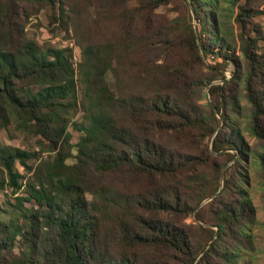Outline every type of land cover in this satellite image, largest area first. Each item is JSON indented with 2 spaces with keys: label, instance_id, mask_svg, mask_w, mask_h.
Masks as SVG:
<instances>
[{
  "label": "trees",
  "instance_id": "16d2710c",
  "mask_svg": "<svg viewBox=\"0 0 264 264\" xmlns=\"http://www.w3.org/2000/svg\"><path fill=\"white\" fill-rule=\"evenodd\" d=\"M56 3L60 19L69 5L81 35L85 113L72 121L76 141L68 128L78 107L72 47L41 46L25 31L42 7L56 18ZM170 3L176 13L156 23L155 9ZM263 14V0H0V127L14 121L54 153L45 178L0 217V264H233L238 247L226 241L249 237L257 222L245 156L264 189V28L256 19ZM100 21L116 23L115 39L90 37ZM167 45L172 58L157 61ZM186 55L200 65L216 55L234 68L229 78L218 71L186 80ZM215 129L211 149L232 151L220 153L226 158L207 176V150L182 146ZM34 153L0 142V187L19 189L16 162L30 170ZM212 194L203 205L212 225L194 223L195 233L183 219ZM203 206L195 218L204 220Z\"/></svg>",
  "mask_w": 264,
  "mask_h": 264
},
{
  "label": "rangeland",
  "instance_id": "374dc122",
  "mask_svg": "<svg viewBox=\"0 0 264 264\" xmlns=\"http://www.w3.org/2000/svg\"><path fill=\"white\" fill-rule=\"evenodd\" d=\"M264 3V0H263ZM66 10L63 14L62 19L58 17L60 14L59 8H57V3L54 8L56 18H51L49 16V9L47 7H42L39 9L38 12L31 14L26 21L25 24V31L26 35L34 40H36L41 46L45 45H54V46H70L72 47V59L75 65V77H76V84H77V98H78V107L76 111L71 115L70 124L68 126L69 130L72 133V141H76L78 139V135L80 132L75 128L72 124V121H83L85 108L83 105L84 98L82 94V84L80 81V75L78 72V62L81 60V52H80V45L77 41V38H81L79 33L75 32V27L73 25V12L70 10L69 5H64ZM155 12L159 15L158 19H156V23L160 24L164 22L168 17L172 16L176 13L175 6L173 4H165L160 5L158 8L155 9ZM256 19L263 25L264 28V14L257 16ZM194 25H196V20L193 19ZM116 23L110 21L106 26H104L103 22H95L90 25L88 33L90 37L97 41H106L109 38L112 40L115 39L116 33ZM167 41L171 44L172 40L167 39ZM199 43V40H197ZM162 45V43H158ZM168 44V43H167ZM261 46H264V39L260 42ZM170 45H167V48ZM173 49L170 47L168 49L167 54H160L157 61H169L173 55ZM239 53V51H237ZM169 58V59H168ZM191 61V63L188 61ZM185 64L184 69L186 72V80L196 79L200 76L201 72L209 73H217L221 71L226 78L231 76V71L234 68L233 63L230 60H223L221 57L216 55L212 58L211 61L206 60L204 58V64L200 65L191 60L189 56H185ZM108 79L111 85H114V76L112 72H108ZM220 77L215 78L213 81H222ZM191 81V80H190ZM34 89L38 87V85L32 86ZM208 85L204 87L206 91ZM209 97L206 94L203 98L200 99V102L205 103L208 101ZM241 103H245L244 99H241ZM243 113V114H242ZM239 116L241 124H244L246 119L244 117V112H242ZM222 123L217 125L218 129L221 127ZM216 129L210 135H200V134H193L190 136L188 141L182 147L186 148L188 151L192 152H199V146H203V149L207 150L201 156V158L205 159V162L202 164L201 169L207 174V176H211L213 174L212 168L219 164V160L222 162L226 158V154L223 153L225 150L232 151L230 148L225 150H220L219 152L213 151L211 149V140L214 136ZM243 135L245 140L248 144H252L255 142V139L248 133L246 129H243ZM170 136V134L168 135ZM0 142L19 146L25 149H29L30 151L35 152L34 156H32L28 163L32 166L30 170H26L21 164L16 162V166L23 176L19 178L22 185L19 189L13 191L11 187H9L5 182L2 187H0V207L3 209L0 212V217L2 219H7L12 212L14 197L15 195L23 194L26 195L31 184H36L37 177L45 178L47 166L49 160L53 156V151L42 150L39 147L37 138L35 135L25 131L24 129L19 128L14 121H11L6 127H0ZM201 143V144H198ZM207 147V149H206ZM208 151L211 155L208 154ZM222 151V152H221ZM220 154V155H219ZM249 163V191L252 198L254 205L256 206V216L257 222L248 229L249 237H245L244 235L239 236V238L234 240L226 241L229 243V249L235 248L233 245L237 246L238 248V255L234 257L233 264H264V189L261 185V175L259 174V170L253 166L252 160L246 158ZM232 159L227 160L221 169V175L219 180V188L222 186V176L225 172V168L231 163ZM6 177V172L4 168L0 166V180ZM5 181V180H4ZM209 195L205 197L194 209L193 213L186 216L183 221L185 223H191L190 228L196 233L197 228L195 227L194 223H201L204 226H211L212 224L209 222L211 219V212L207 206H203L212 196ZM90 196V194H87ZM25 203L27 205L34 204L35 200L30 199L26 200ZM201 210V215L204 217V220H201L199 217L195 218L194 215L197 217V210ZM215 227V226H214ZM209 243L201 250V255L205 248L208 246ZM15 250L18 251V245L15 246ZM216 259V258H213Z\"/></svg>",
  "mask_w": 264,
  "mask_h": 264
},
{
  "label": "built area",
  "instance_id": "2783aa9c",
  "mask_svg": "<svg viewBox=\"0 0 264 264\" xmlns=\"http://www.w3.org/2000/svg\"><path fill=\"white\" fill-rule=\"evenodd\" d=\"M206 60L211 61V60H212V57L207 56V57H206Z\"/></svg>",
  "mask_w": 264,
  "mask_h": 264
}]
</instances>
